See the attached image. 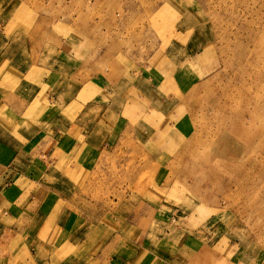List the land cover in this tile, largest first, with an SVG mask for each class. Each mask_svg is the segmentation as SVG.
Wrapping results in <instances>:
<instances>
[{"label": "rangeland", "instance_id": "obj_1", "mask_svg": "<svg viewBox=\"0 0 264 264\" xmlns=\"http://www.w3.org/2000/svg\"><path fill=\"white\" fill-rule=\"evenodd\" d=\"M25 1L15 16L24 14V32L44 31V42L72 52L87 78L171 70L168 57L207 42L204 67H190L204 82L188 96L195 134L166 168L133 140H121L107 155L113 181L103 201L109 211L124 210L113 217L125 223L127 240L145 244L133 264L148 255L154 264H264V0ZM152 89L148 82L136 87L128 121L175 95L172 84L154 96ZM152 116L146 121L159 126L162 119ZM140 202L134 222L128 214ZM192 236L204 251L197 244L198 251H182ZM93 257L89 264H105Z\"/></svg>", "mask_w": 264, "mask_h": 264}, {"label": "crops", "instance_id": "obj_2", "mask_svg": "<svg viewBox=\"0 0 264 264\" xmlns=\"http://www.w3.org/2000/svg\"><path fill=\"white\" fill-rule=\"evenodd\" d=\"M27 5L0 0V264H89L95 254L101 263L133 264L145 244L127 240L125 223L119 226L113 217L124 210L109 211L103 201L113 181L107 155L117 152L121 140L131 139L166 168L173 155L183 152L195 134L188 96L204 85L190 67H204L207 42L186 48L181 57H168L171 70L87 78L72 52L44 42V31L24 32V14L15 16ZM147 82L152 96L165 84L173 85L175 95L165 93V105L128 121L135 89ZM152 115L162 119L159 126L146 121ZM141 202L129 211L134 222L140 221ZM151 208L169 217L164 206ZM109 214L112 222L106 220ZM198 235L203 237L201 231ZM199 236L189 238L190 247L182 251H198L196 244L203 250ZM151 259L148 255L142 264L156 263Z\"/></svg>", "mask_w": 264, "mask_h": 264}, {"label": "bare ground", "instance_id": "obj_3", "mask_svg": "<svg viewBox=\"0 0 264 264\" xmlns=\"http://www.w3.org/2000/svg\"><path fill=\"white\" fill-rule=\"evenodd\" d=\"M182 96V95H181Z\"/></svg>", "mask_w": 264, "mask_h": 264}]
</instances>
